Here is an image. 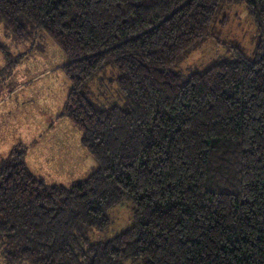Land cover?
Returning a JSON list of instances; mask_svg holds the SVG:
<instances>
[{
    "label": "trees",
    "instance_id": "1",
    "mask_svg": "<svg viewBox=\"0 0 264 264\" xmlns=\"http://www.w3.org/2000/svg\"><path fill=\"white\" fill-rule=\"evenodd\" d=\"M234 5L253 49L218 40L226 54L185 80ZM1 28L63 53L61 117L96 161L69 186L36 176L23 146L0 161L4 264H264V0H0ZM0 52L14 62L1 36ZM108 68L122 106L94 95ZM126 206L132 225L109 238Z\"/></svg>",
    "mask_w": 264,
    "mask_h": 264
},
{
    "label": "rangeland",
    "instance_id": "2",
    "mask_svg": "<svg viewBox=\"0 0 264 264\" xmlns=\"http://www.w3.org/2000/svg\"><path fill=\"white\" fill-rule=\"evenodd\" d=\"M214 26L215 38L176 69L185 80L226 54L218 40L242 44L249 53L253 49L257 30L245 7L227 6ZM0 36L14 56L10 65L0 52V161L14 148L23 146L31 171L48 184L69 186L87 178L96 161L83 147L81 132L68 118L61 117L70 90L61 70L66 63L63 53L43 32L22 44L15 43L2 28ZM118 75L114 68H108L92 85L99 102L123 105L117 91ZM114 211L109 238L132 225L130 207ZM92 237L100 240L101 234ZM0 264H4L1 257Z\"/></svg>",
    "mask_w": 264,
    "mask_h": 264
}]
</instances>
